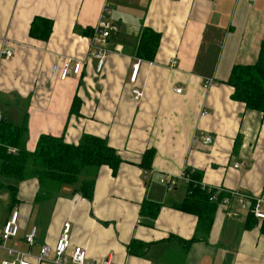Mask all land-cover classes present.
<instances>
[{
  "label": "crops",
  "instance_id": "crops-1",
  "mask_svg": "<svg viewBox=\"0 0 264 264\" xmlns=\"http://www.w3.org/2000/svg\"><path fill=\"white\" fill-rule=\"evenodd\" d=\"M105 4L117 29L109 32L108 58L97 72L90 37ZM36 15L53 21L47 40L28 34ZM87 27L88 35L82 33ZM142 27L161 35L151 61L136 55ZM3 44L13 55L0 56V115L16 124L25 118L28 151L42 133L63 134L74 144L89 133L106 138L122 161L115 175L100 166L91 200L71 185L37 200L36 177L0 175V182L17 186L14 202L0 189V262L9 256L5 246L14 243L31 255L43 245L53 249L68 221V256L79 245L89 259L110 264H264V234L259 225L245 227L249 208L234 195H225L228 205L219 203L208 236L190 244L185 241L197 217L173 207L186 193L189 170L201 171L208 189L252 197L264 190V114L233 100L227 84L232 67L255 62L264 44V0H0ZM67 57L83 66L61 79ZM132 87L142 92L140 99ZM75 95L79 114L71 111ZM207 135L212 140L204 144ZM150 147L153 161L144 169L139 163ZM182 172L188 179L170 190L161 182ZM144 199L162 203L151 224L140 221ZM13 211L18 234L3 241L1 229ZM33 227L35 241L28 244L24 236ZM131 241L138 254L128 253Z\"/></svg>",
  "mask_w": 264,
  "mask_h": 264
},
{
  "label": "trees",
  "instance_id": "trees-1",
  "mask_svg": "<svg viewBox=\"0 0 264 264\" xmlns=\"http://www.w3.org/2000/svg\"><path fill=\"white\" fill-rule=\"evenodd\" d=\"M52 24L50 18L36 15L30 22L28 34L32 38L47 40L52 31ZM88 29L89 27L82 33L88 35L91 32ZM160 37L159 32L142 27L136 47L137 57L151 61L158 49ZM227 84L233 87V100L243 102L247 109L264 114V44H261L255 62L235 64L232 67ZM79 105L80 99L75 95L71 111L79 114ZM27 131L25 118L20 124L3 117L0 119V175L18 181L30 176L36 177L39 185L35 196L37 200H44L50 194H58L64 185H71L73 192L91 200L100 166L107 165L115 175L122 161L106 138L89 133H83L76 144L66 142L63 134L54 136L42 133L34 150L28 151L25 147ZM154 153L153 147L147 148L142 154L140 167L150 169ZM187 172L189 179L186 182V193L173 207L197 217L194 235L185 241L190 244L208 236L217 207L228 193L202 186L201 171ZM2 187L10 192L11 201L14 202L17 186L0 182V189ZM161 207L160 202L144 199L139 209L140 221L151 224ZM252 207L253 205L247 211L245 227L259 225L260 232L264 234V218L259 220L253 214ZM133 243L131 241L128 245V253L138 254L132 250Z\"/></svg>",
  "mask_w": 264,
  "mask_h": 264
},
{
  "label": "built area",
  "instance_id": "built-area-1",
  "mask_svg": "<svg viewBox=\"0 0 264 264\" xmlns=\"http://www.w3.org/2000/svg\"><path fill=\"white\" fill-rule=\"evenodd\" d=\"M109 5L105 4L101 11V16L95 25V29L93 35L90 37V46L92 49V53L97 58L96 62V71L101 72L104 69L106 60L108 58V50H107V38L109 32L112 30H116L117 27L108 20V15L110 13ZM13 55V49L9 45L3 44L0 48V56L3 57H11ZM176 61L173 60L170 66H174ZM83 66V61L81 59H77L74 62L70 57H67L64 61L63 66L60 68L59 77L64 79L68 76L70 71L73 73H79ZM57 69L56 65H53V71ZM138 70V65L133 66L132 73L130 75L129 80L135 81L136 73ZM212 84V80H205L204 87L207 88ZM181 88H177L176 91L179 92ZM132 94L134 95V99L138 100L142 96V92L138 87H132ZM2 116L0 115V119ZM212 138L207 135L202 137V142L204 144H209ZM14 150V149H13ZM239 163H235L234 167L239 166ZM183 178L188 179L186 174L183 172L177 177H169L161 179V182L164 183L167 188L172 189L177 180ZM241 207L246 208V200L241 197L238 199ZM264 205V191L256 197V202L254 206V213L258 217H264V212L262 211V207ZM18 212L13 211L10 215V218L4 223L1 229V238L3 241L8 240L9 238H13L18 234ZM70 223L65 221L63 223L62 230L58 237L57 243L53 249H51L48 245H43L37 254L31 255L29 252H22L18 249L17 245L14 243L11 246H5L8 252V258L2 260L0 264H40L43 261H52L55 264H110V260L108 258L102 259L100 261H95L93 259H89L87 257V252L82 246H74L72 253L70 256L67 255L66 251L71 246L70 244V235H69ZM36 229L35 227L31 228L30 231L25 234L24 240L28 244H33L35 241ZM53 252V257H50V252Z\"/></svg>",
  "mask_w": 264,
  "mask_h": 264
},
{
  "label": "bare ground",
  "instance_id": "bare-ground-1",
  "mask_svg": "<svg viewBox=\"0 0 264 264\" xmlns=\"http://www.w3.org/2000/svg\"><path fill=\"white\" fill-rule=\"evenodd\" d=\"M238 167V166H237ZM218 191H225V189H222V188H220V189H217ZM264 191V190H263ZM262 191V192H263ZM226 192H228L229 194H231V195H234L235 196V198H236V201L238 202V204H239V206L241 207V204L239 203V201H238V199L239 198H241V197H243L245 200H246V204H247V206H246V209H248V208H250L251 207V205H253V207H252V211L254 212V206H255V202H256V197L257 196H259L260 194H258V195H256V196H247V195H245L244 193H240L239 191H237V190H233V191H226ZM213 197H215V196H213ZM228 202H229V197L228 196H225L222 200H221V202L220 203H222L223 205H228ZM252 202V204H250ZM241 208H243V207H241ZM243 209H245V208H243ZM255 214V213H254ZM256 216V215H255ZM256 217H258V216H256ZM258 218H264V217H258Z\"/></svg>",
  "mask_w": 264,
  "mask_h": 264
}]
</instances>
